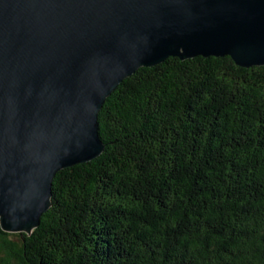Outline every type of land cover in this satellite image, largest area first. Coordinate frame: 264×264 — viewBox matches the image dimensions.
Segmentation results:
<instances>
[{
	"label": "trees",
	"instance_id": "1",
	"mask_svg": "<svg viewBox=\"0 0 264 264\" xmlns=\"http://www.w3.org/2000/svg\"><path fill=\"white\" fill-rule=\"evenodd\" d=\"M102 153L59 170L0 264H264V65L170 56L98 115Z\"/></svg>",
	"mask_w": 264,
	"mask_h": 264
},
{
	"label": "water",
	"instance_id": "2",
	"mask_svg": "<svg viewBox=\"0 0 264 264\" xmlns=\"http://www.w3.org/2000/svg\"><path fill=\"white\" fill-rule=\"evenodd\" d=\"M264 65V0H0V219L31 231L56 173L98 157L99 111L170 56Z\"/></svg>",
	"mask_w": 264,
	"mask_h": 264
}]
</instances>
